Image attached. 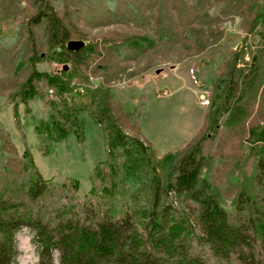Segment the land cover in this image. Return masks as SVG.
Returning <instances> with one entry per match:
<instances>
[{"label":"rangeland","instance_id":"obj_1","mask_svg":"<svg viewBox=\"0 0 264 264\" xmlns=\"http://www.w3.org/2000/svg\"><path fill=\"white\" fill-rule=\"evenodd\" d=\"M52 2L83 34L73 39L84 40L83 48L91 49L78 65L66 54L48 52L37 69L57 76L68 88L59 91L61 96L41 82L42 95L27 102L17 93L27 76L16 79L10 64L0 62V181L21 184L29 174L40 173L54 179L57 204L81 208L92 201L114 216L148 207L154 171L164 181L176 155L197 133L206 132L218 80L232 74L236 100L244 74L258 68L264 76V17L258 20L264 0ZM29 9L28 0H0V34H11ZM259 54L260 63L254 59ZM83 84L88 86L79 92ZM202 91H208L207 105L199 101ZM51 96H61L60 102H51ZM262 98L256 86L247 102L240 101L241 119L247 123L226 126L231 111H224L222 126L202 145L207 157L203 177L214 182L234 220L244 215L236 207L241 191L264 196V174L258 177L256 166V151L264 144ZM107 103L127 135L126 146L114 144L108 122L97 120L100 105ZM76 118L82 122V140L74 131L65 142L49 139L52 121ZM134 137L148 145V153L137 150ZM16 238L18 264H37L31 229L23 227ZM55 262L60 264L58 254Z\"/></svg>","mask_w":264,"mask_h":264},{"label":"trees","instance_id":"obj_2","mask_svg":"<svg viewBox=\"0 0 264 264\" xmlns=\"http://www.w3.org/2000/svg\"><path fill=\"white\" fill-rule=\"evenodd\" d=\"M28 2L31 9L21 23L11 34H0V62L10 64L16 79L27 76L17 91L23 102L42 95L41 82L56 88L58 93L66 92L67 83L36 67L48 52L66 54V60L78 65L83 64L86 50L91 49L87 46L73 51L67 47L70 40L83 34L66 14L57 10L52 0ZM131 9L136 15L135 5ZM263 15L264 9L258 20ZM254 59L260 63V54ZM259 71L255 68L241 77L242 87L236 100L232 98L236 90L232 74L218 80L206 132L197 133L176 155L164 181L158 170L154 171L148 207L130 208L114 216L107 207L96 208L92 201H85L81 208L66 202L57 204L54 179L40 173L29 174L21 184L13 185L8 179L0 181V264H18L16 234L23 227L33 232L37 264H56V254L60 264H264V196L241 191L236 207L244 215L234 220L221 204L214 182L203 177L207 157L202 150L204 140L222 126L220 118L224 111H231L226 126L247 123L241 119L245 111L240 101L247 102L248 94L251 96L256 86L264 102V76ZM50 98L51 102H60L58 96ZM111 110L109 103L100 105L97 120L108 122L114 144L126 146L127 135ZM67 119L54 124L52 121L47 134L50 140L65 142L72 131L82 140L81 120ZM251 131L255 133V124ZM260 136L264 140V129ZM133 141L137 150L148 153V145L142 140L134 137ZM256 152L260 177L264 174V144ZM74 179L77 188L79 179ZM172 194L177 204L171 199Z\"/></svg>","mask_w":264,"mask_h":264},{"label":"water","instance_id":"obj_3","mask_svg":"<svg viewBox=\"0 0 264 264\" xmlns=\"http://www.w3.org/2000/svg\"><path fill=\"white\" fill-rule=\"evenodd\" d=\"M86 42L84 40H81V39H72L70 40L68 43H67V47L70 49V50H79L80 48H82L83 46H85ZM64 69L67 70L68 69V66L65 65L64 66ZM159 72V70L157 71Z\"/></svg>","mask_w":264,"mask_h":264},{"label":"built area","instance_id":"obj_4","mask_svg":"<svg viewBox=\"0 0 264 264\" xmlns=\"http://www.w3.org/2000/svg\"><path fill=\"white\" fill-rule=\"evenodd\" d=\"M86 86H88V84L87 85H80L78 88H77V90L79 91V92H85V90H86ZM199 100H200V102H201V104H203V105H207L208 103H209V97H208V91H202V93H200V95H199Z\"/></svg>","mask_w":264,"mask_h":264}]
</instances>
